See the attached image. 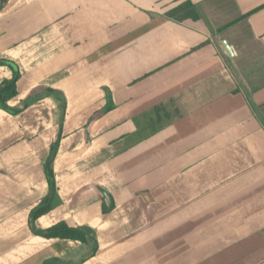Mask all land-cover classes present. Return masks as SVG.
<instances>
[{
    "label": "crops",
    "instance_id": "obj_1",
    "mask_svg": "<svg viewBox=\"0 0 264 264\" xmlns=\"http://www.w3.org/2000/svg\"><path fill=\"white\" fill-rule=\"evenodd\" d=\"M184 1L7 0L9 106L44 86L66 111L61 130L53 97L0 109V264H264V0H190L199 21L166 17ZM13 75L0 65V84ZM60 133L57 197L35 227L80 229L94 256L29 225Z\"/></svg>",
    "mask_w": 264,
    "mask_h": 264
},
{
    "label": "trees",
    "instance_id": "obj_2",
    "mask_svg": "<svg viewBox=\"0 0 264 264\" xmlns=\"http://www.w3.org/2000/svg\"><path fill=\"white\" fill-rule=\"evenodd\" d=\"M6 3L7 0L0 1V11L5 6ZM166 17L179 23L189 22V21L195 22L200 20V14L196 6L190 0H185L174 9L170 10L166 14ZM246 17L247 16L233 22L231 25L227 26L226 28L233 26L234 24H237L240 20H243ZM0 65L8 66L14 71V75L11 80H5L0 84V109H2L3 111L7 112L10 115L16 116L23 113L29 107V104L36 98L41 99L46 97H53L60 104V110L62 116L60 128L62 130V126H63L62 121L64 119V114L66 111V100L64 95L61 92L55 91L48 87L40 86L32 90L28 99H26L22 107L12 108L9 106V102L18 96L17 83L21 78V74L19 70L16 68V65L11 62H8L6 60H1ZM113 109H114V104L110 94L108 93L107 104L105 106V109L103 110V114H106L112 111ZM61 139H62V134L60 133L56 142L51 147L50 157L48 158L45 166L50 193L48 197L30 214L29 225L31 231L35 235L41 236L46 239H61V240H72V241L81 242L83 245L90 247L91 250L90 256H94L98 250L97 241L93 239L94 242L93 245H91L87 240L89 238V235L80 229L70 228L65 223H59L54 227L45 231H39L35 227V222L41 216L51 212L54 208L55 200L57 197V187H56L53 165L58 154ZM112 208H113V204L109 210H111ZM105 212H108V210L105 209ZM62 263H65V261L59 259H53L45 262L44 264H62Z\"/></svg>",
    "mask_w": 264,
    "mask_h": 264
},
{
    "label": "water",
    "instance_id": "obj_3",
    "mask_svg": "<svg viewBox=\"0 0 264 264\" xmlns=\"http://www.w3.org/2000/svg\"><path fill=\"white\" fill-rule=\"evenodd\" d=\"M222 46H223L225 52L227 53V55H228L229 57H232L231 49H230V47H229V45L227 44L226 41H223V42H222ZM15 69H16V68H15ZM106 200H107L108 203H109L110 198L107 197ZM108 205H109V204H108ZM87 240H88V242H89L91 245H93V242H94V241H93V239H92L91 237H89Z\"/></svg>",
    "mask_w": 264,
    "mask_h": 264
},
{
    "label": "rangeland",
    "instance_id": "obj_4",
    "mask_svg": "<svg viewBox=\"0 0 264 264\" xmlns=\"http://www.w3.org/2000/svg\"><path fill=\"white\" fill-rule=\"evenodd\" d=\"M85 246H86V245H85ZM86 248H87V249H90V247H89V246H86Z\"/></svg>",
    "mask_w": 264,
    "mask_h": 264
}]
</instances>
